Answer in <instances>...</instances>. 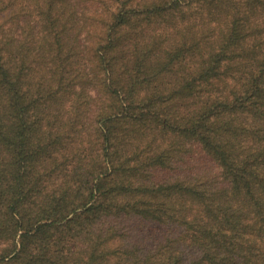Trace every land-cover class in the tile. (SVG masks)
Wrapping results in <instances>:
<instances>
[{"label":"trees","instance_id":"16d2710c","mask_svg":"<svg viewBox=\"0 0 264 264\" xmlns=\"http://www.w3.org/2000/svg\"><path fill=\"white\" fill-rule=\"evenodd\" d=\"M31 1L0 0V264H264V0Z\"/></svg>","mask_w":264,"mask_h":264},{"label":"rangeland","instance_id":"374dc122","mask_svg":"<svg viewBox=\"0 0 264 264\" xmlns=\"http://www.w3.org/2000/svg\"><path fill=\"white\" fill-rule=\"evenodd\" d=\"M32 1L28 0L26 3H22L18 0V2L16 3V6L20 7V6H24L26 9H28L29 7H31L32 5ZM65 4H75L76 6H78L77 4H83L84 7L88 8L91 6V4H96L95 0H68L66 1ZM26 21L22 20L18 23L15 24V28L14 30H16L20 35H26V27H25ZM151 231L155 230L154 228L150 227L149 228ZM3 264H7V263H3Z\"/></svg>","mask_w":264,"mask_h":264}]
</instances>
